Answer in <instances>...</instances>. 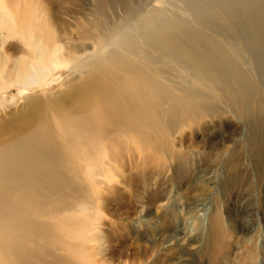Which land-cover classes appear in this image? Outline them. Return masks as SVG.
Instances as JSON below:
<instances>
[{"label": "bare ground", "instance_id": "1", "mask_svg": "<svg viewBox=\"0 0 264 264\" xmlns=\"http://www.w3.org/2000/svg\"><path fill=\"white\" fill-rule=\"evenodd\" d=\"M166 1L106 26L98 0L92 33L85 8L66 14L75 0H0V264H105L99 203L122 150L180 178L182 131L207 118L264 141V0H178L169 15ZM14 87L36 96L1 98Z\"/></svg>", "mask_w": 264, "mask_h": 264}, {"label": "rangeland", "instance_id": "2", "mask_svg": "<svg viewBox=\"0 0 264 264\" xmlns=\"http://www.w3.org/2000/svg\"><path fill=\"white\" fill-rule=\"evenodd\" d=\"M105 1L110 4L106 26L129 24L138 14L158 4V0ZM75 3L77 11L72 9L66 14L85 8L83 16L92 19L89 14L98 0ZM178 3L166 1L165 13H174ZM68 15L63 17L71 21ZM68 27L74 42L84 37L75 27ZM62 74L51 76L46 88L55 91L60 78L65 77ZM9 96L28 98L36 96V92L14 87L1 98ZM263 103L256 130L264 140ZM231 116L207 118V123L198 131L195 129L197 134L192 129L182 131L181 151L186 155L174 167L176 172L184 171L180 178L173 176L171 168L165 174H158L155 169L149 173L151 169L142 167L140 154L120 152L119 176L106 185L100 198L98 226L104 246L103 252L95 256L96 261L104 258L105 264H264V141L252 148L247 141L246 121ZM142 170L149 174L147 181H142ZM214 218L217 222L213 225Z\"/></svg>", "mask_w": 264, "mask_h": 264}]
</instances>
